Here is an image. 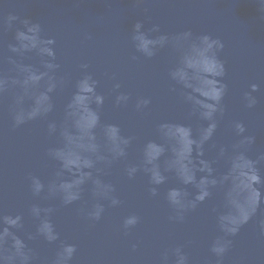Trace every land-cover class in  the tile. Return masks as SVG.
<instances>
[{
  "label": "water",
  "instance_id": "1",
  "mask_svg": "<svg viewBox=\"0 0 264 264\" xmlns=\"http://www.w3.org/2000/svg\"><path fill=\"white\" fill-rule=\"evenodd\" d=\"M137 22L147 39L166 38L149 46L151 56L136 47ZM17 114L23 123L14 126ZM245 136L253 142L241 145ZM261 156L264 0H0V236L21 239L29 264H55L63 245L76 249L67 264H176L177 248L186 264H264ZM32 177L44 185L38 195ZM60 183L71 187L49 192ZM16 216L21 227L9 223ZM131 217L138 222L125 228ZM45 222L55 241L37 234ZM219 238L231 241L222 258L211 252Z\"/></svg>",
  "mask_w": 264,
  "mask_h": 264
},
{
  "label": "clouds",
  "instance_id": "2",
  "mask_svg": "<svg viewBox=\"0 0 264 264\" xmlns=\"http://www.w3.org/2000/svg\"><path fill=\"white\" fill-rule=\"evenodd\" d=\"M7 22L10 24L11 21L16 20L17 17L13 16V15H9L7 18ZM22 23L25 25V27L27 28V30L29 32H36L39 30V25L38 24H30L28 20H23ZM142 25L140 22H137L134 25V32L135 35L133 36V39L135 41H137V49L141 52H143L145 55L147 56H151L153 55L152 50L150 49V45H155V44H163L165 41V37L161 36L159 39L157 40H150L147 39L145 37V34L143 32L140 31ZM155 30V28L153 29ZM24 36L23 32L18 31L17 32V38H22ZM202 39L207 42L208 41V36H203ZM54 41L49 40L48 43L52 44ZM213 43H215L218 47H223V45L220 43V41H213ZM25 47L24 45L21 46V48ZM209 47H211V44L209 45ZM11 51L12 52H18L21 51V49L17 48V47H11ZM45 51H47L49 56L53 55V52L51 49H46ZM48 68L53 69L55 67H57V65L54 64H48L47 65ZM221 74H223V67L221 66ZM176 74L174 73L173 76H175ZM90 78V77H89ZM30 79L32 80H37L39 79V77L37 76H31ZM13 83H16V81H13ZM27 83V81H25V84ZM116 87H119V85H116ZM250 89L251 91L248 93H245V100H246V107L251 109L253 108L256 104H257V99L255 96H253L251 93L252 92H256L258 90V85L257 84H252L250 85ZM51 90V89H49ZM88 91H91V88L87 89ZM224 94V87L222 86L220 89H218L215 93V99L217 101H219L221 99V97ZM118 101L119 100H126L127 97L126 96H120L117 98ZM21 98H17V104L20 103ZM96 101L97 103H101L102 102V97L97 96L96 97ZM143 103L146 105L148 103L147 100H144ZM139 106V105H138ZM50 108V105H49ZM48 109H46L47 111ZM206 116L210 115V114H205ZM23 123L22 118L17 114L14 116V126H18L20 124ZM215 128V124H210L208 129L206 130V134L204 136V140H207L211 134L212 131ZM236 129L238 131V133H243L245 131V128L242 124L237 123L236 124ZM55 130V125L50 124L49 125V131H54ZM253 142V137L251 136H245L241 141L240 144H251ZM223 151V150H221ZM54 155L58 158V153H54ZM261 159H264V156L260 157ZM203 163V162H202ZM254 161H249V171L251 173V180L253 182V184H259L261 183V178L260 176L257 174V170L254 167ZM90 166V165H89ZM207 167V170L209 173H211V168L208 167L207 165H205ZM132 172H134L133 170H130L129 175H132ZM87 175V174H86ZM153 177H154V181L155 183L159 184L162 183L164 180V177L161 176L158 172H154L153 173ZM193 179L192 176H186L185 177V182L191 181ZM84 180L80 179L76 181V184H81L83 183ZM202 183L204 184H208V183H215L214 180L212 181H202ZM44 185L40 182V180L36 177H32L31 178V190L33 195H38L42 189H43ZM71 187V185L68 184H64V183H60L58 186L56 184H50L49 185V192L50 193H55L56 191H60V190H66L67 188ZM107 192H111L112 189L110 187H107L106 189ZM152 194L155 195L156 194V190L152 189ZM208 195V192L205 190L203 195H201L200 197H198V199L203 200L205 196ZM257 195L259 197V193L257 192ZM179 196V193L176 192L175 190H173L170 193V199L171 202L173 204H180V201L177 199V197ZM79 198V192H76L75 194H73L70 198L65 200V203H69L71 202V200H76ZM119 203V201L115 198L111 199V204L112 205H117ZM194 206V205H192ZM47 211H51V209H48ZM103 211V207L101 205H96V210L94 213H91L90 215L92 216L93 219L98 220L100 218V214ZM40 209L33 206L32 208V213L34 215H39ZM21 221V217L20 216H16L14 219H11L9 221V223L15 227H21L20 224ZM138 222V218L136 217H131L128 218L127 220H125L124 222V227L128 228L129 226H133ZM238 226L239 224H236L234 227H231L230 229L227 230V234H232L234 235L237 230H238ZM262 230H264V226H262ZM37 234L38 235H42L44 237L45 240H47L48 242H52L55 241L57 239V234L54 232L52 226L45 222L42 227L37 228ZM8 239L7 241L4 240L3 236H0V244H7L10 241V245L7 247H2L0 248V264H29V261L31 260V255H30V250H26L25 248V244L22 242L21 239H19L16 235L8 233ZM231 241L227 240V239H223V238H219L216 241H214V243L212 244L211 247V252L214 253L216 255L217 258H222L224 253L227 251L228 247L230 246ZM76 251L75 246L74 245H63L61 250L57 253V257L55 260V264H67V261H69L72 258L73 253ZM175 254L177 256V260H176V264H186V256L183 255L181 253V250L179 248L175 249Z\"/></svg>",
  "mask_w": 264,
  "mask_h": 264
}]
</instances>
